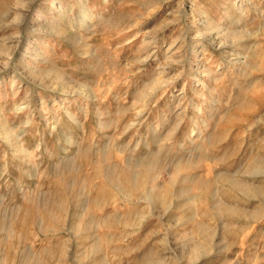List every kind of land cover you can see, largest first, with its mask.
<instances>
[{
	"label": "rangeland",
	"instance_id": "rangeland-1",
	"mask_svg": "<svg viewBox=\"0 0 264 264\" xmlns=\"http://www.w3.org/2000/svg\"><path fill=\"white\" fill-rule=\"evenodd\" d=\"M0 264H264V0H0Z\"/></svg>",
	"mask_w": 264,
	"mask_h": 264
}]
</instances>
